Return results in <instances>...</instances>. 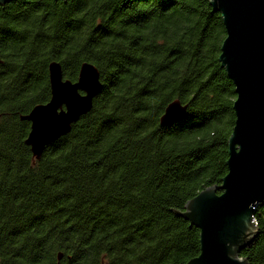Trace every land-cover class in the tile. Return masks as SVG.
<instances>
[{
  "label": "trees",
  "instance_id": "16d2710c",
  "mask_svg": "<svg viewBox=\"0 0 264 264\" xmlns=\"http://www.w3.org/2000/svg\"><path fill=\"white\" fill-rule=\"evenodd\" d=\"M208 0L0 3V264H186L199 230L178 215L227 173L234 86ZM96 66L91 109L32 163L21 120L50 98L47 66ZM183 118L159 123L172 101ZM239 256L264 264V199Z\"/></svg>",
  "mask_w": 264,
  "mask_h": 264
},
{
  "label": "water",
  "instance_id": "95a60500",
  "mask_svg": "<svg viewBox=\"0 0 264 264\" xmlns=\"http://www.w3.org/2000/svg\"><path fill=\"white\" fill-rule=\"evenodd\" d=\"M208 1L225 29L218 61L234 86L235 119L228 137L227 173L220 186L200 191L177 214L199 230V255L186 264H247L239 254L253 239V213L264 199V0ZM47 73L49 100L20 116L30 123L24 142L33 164L90 111L102 89L99 71L89 62L80 65L74 82L63 78L56 61L48 64ZM186 109L179 101L170 102L159 123L183 118Z\"/></svg>",
  "mask_w": 264,
  "mask_h": 264
},
{
  "label": "built area",
  "instance_id": "2783aa9c",
  "mask_svg": "<svg viewBox=\"0 0 264 264\" xmlns=\"http://www.w3.org/2000/svg\"><path fill=\"white\" fill-rule=\"evenodd\" d=\"M253 222H254V224H256V222L254 221V218H253Z\"/></svg>",
  "mask_w": 264,
  "mask_h": 264
}]
</instances>
